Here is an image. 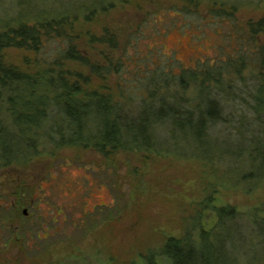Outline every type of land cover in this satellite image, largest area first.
<instances>
[{"label": "rangeland", "instance_id": "obj_1", "mask_svg": "<svg viewBox=\"0 0 264 264\" xmlns=\"http://www.w3.org/2000/svg\"><path fill=\"white\" fill-rule=\"evenodd\" d=\"M94 1L0 0V30L66 17L68 23L60 29L89 60L107 66V59H123L132 71L97 77L90 75L89 67L67 61L60 69L67 80L80 81L75 73L89 75L83 91L117 96L121 82L137 99L146 75L162 68L179 73L213 60L226 63L243 45L249 26L264 17V0H194L199 3L196 10L191 5L194 12L185 10L189 5L183 0H102L105 11ZM223 5L233 15L230 20L210 14ZM107 33L117 37V49L97 42ZM65 42V37L44 38L37 52L8 48L4 61L34 73L36 61H50ZM256 44L264 45L263 34ZM222 71L227 85L228 68ZM234 81L240 86L248 81L250 86L253 75L245 72L243 79L236 76ZM250 96L246 94L245 101L234 96L239 114L248 112ZM197 103L191 99L187 107ZM128 107L135 113L138 104ZM56 120L61 123L60 118L51 123ZM21 136L23 149L15 147L10 163L0 166V264H135L167 238L181 237L197 217L209 223L212 211L203 204L211 198L241 214L237 230L242 239L251 240L255 234L251 215L264 204V183H242L243 174L250 172L243 161L230 170L231 158H237L235 144L216 153L220 157L195 156L191 148L184 156L170 151L105 156L67 145L60 135L41 128H28ZM224 137L216 132V147L227 145ZM234 255L237 264H264V247L254 242L242 243Z\"/></svg>", "mask_w": 264, "mask_h": 264}, {"label": "trees", "instance_id": "obj_2", "mask_svg": "<svg viewBox=\"0 0 264 264\" xmlns=\"http://www.w3.org/2000/svg\"><path fill=\"white\" fill-rule=\"evenodd\" d=\"M101 1L94 2H99L101 10L105 11L107 7ZM183 1L189 5L185 9L187 12L198 9V2ZM210 14L229 20L233 16L225 11L224 5L210 9ZM65 23H68L66 17L33 26L20 22L0 30V166L10 163L15 147H24L21 133L36 127L45 129L48 134L60 135L67 145L92 148L105 156L121 152L164 154L169 151L184 156L191 148L195 156L218 157L216 153H225L235 144L237 158H231L233 167L230 170L243 161L250 172L243 174L242 183L246 186L264 183V45L256 44L258 37L264 35V17L249 26L243 45L226 63L213 60L196 69H181L179 73L162 68L151 76L146 75L137 99L132 96L136 94L126 93L128 89L121 82L117 96L111 92L83 91V86L90 82L89 75L75 73L80 81L70 83L67 80L60 70L67 61L89 67L90 75L97 77L110 75L112 71L120 75L132 74V71L123 59H107V66L89 60L78 49L75 39L60 29ZM51 33L56 36L48 38ZM61 37L66 38V46L50 61L38 58L34 73L4 61L3 52L8 48L37 52L44 38ZM96 40L113 49L119 46L114 34L107 33ZM225 68L230 76L227 85L222 71ZM245 72L253 75V83L250 86L248 81L242 86L234 84V78L242 76L243 79ZM246 94L251 95L252 106L248 112L239 114L233 98L245 101ZM191 99L198 103L187 107ZM131 103L138 104L135 113L127 108ZM51 117L53 121L60 118L61 123L49 122ZM13 125L18 129H13ZM161 128L166 132L161 133ZM17 130L20 136L15 135ZM216 132L224 133L226 146L216 147ZM207 202L203 209L212 211L209 223L197 217L181 237L167 238L160 248L142 256L135 264H237L234 252L242 243L250 241L264 247V204L256 209L257 214L251 215L256 231L251 240H246L237 230L241 214L235 208L219 204L214 198Z\"/></svg>", "mask_w": 264, "mask_h": 264}, {"label": "flooded vegetation", "instance_id": "obj_3", "mask_svg": "<svg viewBox=\"0 0 264 264\" xmlns=\"http://www.w3.org/2000/svg\"><path fill=\"white\" fill-rule=\"evenodd\" d=\"M25 213H27V212H25Z\"/></svg>", "mask_w": 264, "mask_h": 264}]
</instances>
